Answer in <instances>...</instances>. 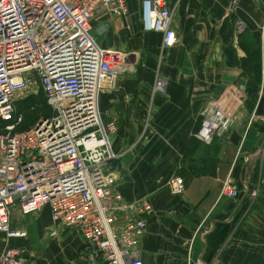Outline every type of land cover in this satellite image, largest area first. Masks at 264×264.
I'll return each instance as SVG.
<instances>
[{
  "label": "crops",
  "instance_id": "obj_1",
  "mask_svg": "<svg viewBox=\"0 0 264 264\" xmlns=\"http://www.w3.org/2000/svg\"><path fill=\"white\" fill-rule=\"evenodd\" d=\"M166 2L177 39L170 48H161V34L142 31L138 0H127L131 33L112 31L105 40L97 26L105 23L109 31L120 19L98 9L91 21L103 48H116L129 34L146 36V64L128 62L115 87L99 95L101 121L114 124L107 135L119 155L112 190L128 204L152 208L141 216L145 231L137 255L143 264H264V0H240L235 7L230 0ZM255 61L260 82L254 102L260 103L252 119L256 103L247 89ZM157 75L163 94L153 91ZM215 100L236 125L215 143L184 154L202 110ZM175 176L185 181L182 194L167 186ZM226 181L240 189L238 197L220 195ZM9 228L24 236L0 232V254L11 248L37 264H101L87 261L77 230L52 226L48 206L28 215L11 208Z\"/></svg>",
  "mask_w": 264,
  "mask_h": 264
},
{
  "label": "built area",
  "instance_id": "obj_2",
  "mask_svg": "<svg viewBox=\"0 0 264 264\" xmlns=\"http://www.w3.org/2000/svg\"><path fill=\"white\" fill-rule=\"evenodd\" d=\"M239 1L230 0L231 7ZM138 2L142 31L161 34L162 49L174 46L166 0ZM98 9L124 21L131 15L127 0H0V120L6 122L0 126V232L24 236L9 228L11 208L28 215L48 206L52 226L81 234L88 262L143 264L137 255L145 231L141 216L152 208L128 204L112 190L111 164L119 155L111 150L107 133L115 126L102 123L98 105L100 93L113 89L126 70L128 54L98 44L91 33ZM40 90L52 115L14 132L22 120L14 102ZM153 91L165 92L158 75ZM201 116L196 138L209 144L226 136L232 119L220 101L209 102ZM167 186L172 194H182L185 181L175 176ZM239 193L228 181L220 190L231 199ZM257 194L254 188L249 196ZM0 264L37 263L4 248Z\"/></svg>",
  "mask_w": 264,
  "mask_h": 264
},
{
  "label": "trees",
  "instance_id": "obj_3",
  "mask_svg": "<svg viewBox=\"0 0 264 264\" xmlns=\"http://www.w3.org/2000/svg\"><path fill=\"white\" fill-rule=\"evenodd\" d=\"M259 50L253 49V53H258ZM253 65V64H252ZM255 72L252 77H250V81L254 80V84L252 85L251 88L248 87L247 93H248V98L254 102L256 95L259 90V82H260V74H259V62L255 61ZM257 99V98H256ZM256 105H254L253 109L255 110V113H258L259 110V103L260 101L254 102ZM14 109L17 114H21L22 120L21 122L15 127L14 132L17 131H22L30 128L32 125L36 123L39 117L43 116H51L52 115V110L51 108L47 105L46 101V96L45 94L40 90L37 94L35 95H28L23 99L17 100L14 102ZM6 122H3L0 120V126H4ZM215 143L214 139L210 142V145ZM188 146H190V150L185 151L184 154L194 152V150L198 147H202V145H206L204 142L199 141L198 139L190 138L188 141ZM209 145V144H208Z\"/></svg>",
  "mask_w": 264,
  "mask_h": 264
},
{
  "label": "rangeland",
  "instance_id": "obj_4",
  "mask_svg": "<svg viewBox=\"0 0 264 264\" xmlns=\"http://www.w3.org/2000/svg\"><path fill=\"white\" fill-rule=\"evenodd\" d=\"M132 13V12H131ZM132 15V14H131ZM131 15L129 17V19L127 21L124 20H119L117 21L118 26H114L112 25V27H109V31L108 28L105 29L106 24L102 23L103 25H99L100 27H98V29H95V31L101 35L102 37H104L105 35V40H108V36L113 33L112 31H116L117 34L119 35H123L124 32L129 33L132 29V20H131ZM138 16H139V20H140V24H141V10H140V6H139V12H138ZM133 23L136 24V17L133 20ZM131 33V32H130ZM138 36V35H137ZM133 38L132 36L130 37V34L128 35V37L124 39L121 37V39L124 41L122 44L118 45L116 48L121 51H126L129 54H131L132 56H130L127 60V64L128 62H130L131 64L135 63L136 66L139 65H144L146 64V36L141 34L140 39ZM130 37V38H129ZM128 40V41H127ZM138 40H140V43L138 42ZM126 42V43H125ZM113 48V47H112ZM113 48V49H116ZM124 52V53H126ZM127 53V54H128ZM132 74V73H131ZM135 75V74H134Z\"/></svg>",
  "mask_w": 264,
  "mask_h": 264
},
{
  "label": "water",
  "instance_id": "obj_5",
  "mask_svg": "<svg viewBox=\"0 0 264 264\" xmlns=\"http://www.w3.org/2000/svg\"><path fill=\"white\" fill-rule=\"evenodd\" d=\"M53 115H56V112H55V111H53ZM235 125H236V122L233 121V122L231 123V125H230V127H229L227 133H229L230 130H231L232 128H234ZM115 166H116V167H119L118 164L116 163V161H115V162H112V164H111V167L114 168Z\"/></svg>",
  "mask_w": 264,
  "mask_h": 264
}]
</instances>
